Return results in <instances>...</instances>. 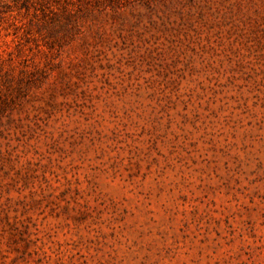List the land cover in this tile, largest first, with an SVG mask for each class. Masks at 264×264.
Instances as JSON below:
<instances>
[{
	"label": "rangeland",
	"instance_id": "obj_1",
	"mask_svg": "<svg viewBox=\"0 0 264 264\" xmlns=\"http://www.w3.org/2000/svg\"><path fill=\"white\" fill-rule=\"evenodd\" d=\"M0 264H264V0H4Z\"/></svg>",
	"mask_w": 264,
	"mask_h": 264
},
{
	"label": "trees",
	"instance_id": "obj_2",
	"mask_svg": "<svg viewBox=\"0 0 264 264\" xmlns=\"http://www.w3.org/2000/svg\"><path fill=\"white\" fill-rule=\"evenodd\" d=\"M6 7V3L4 0H0V18L3 16V13L6 11L4 8Z\"/></svg>",
	"mask_w": 264,
	"mask_h": 264
}]
</instances>
